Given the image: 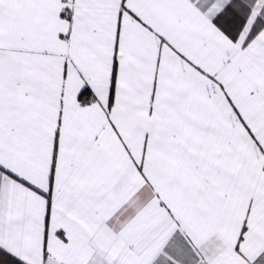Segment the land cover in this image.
Returning <instances> with one entry per match:
<instances>
[{
    "label": "snow or ice",
    "instance_id": "1",
    "mask_svg": "<svg viewBox=\"0 0 264 264\" xmlns=\"http://www.w3.org/2000/svg\"><path fill=\"white\" fill-rule=\"evenodd\" d=\"M0 264H264V0H0Z\"/></svg>",
    "mask_w": 264,
    "mask_h": 264
}]
</instances>
